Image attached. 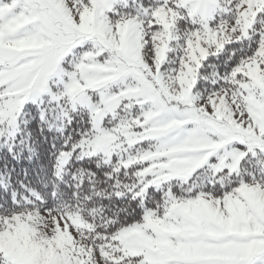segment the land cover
I'll list each match as a JSON object with an SVG mask.
<instances>
[{
	"label": "snow or ice",
	"instance_id": "1",
	"mask_svg": "<svg viewBox=\"0 0 264 264\" xmlns=\"http://www.w3.org/2000/svg\"><path fill=\"white\" fill-rule=\"evenodd\" d=\"M29 103L86 110L127 196L0 203V264H264V0H0V134Z\"/></svg>",
	"mask_w": 264,
	"mask_h": 264
},
{
	"label": "trees",
	"instance_id": "2",
	"mask_svg": "<svg viewBox=\"0 0 264 264\" xmlns=\"http://www.w3.org/2000/svg\"><path fill=\"white\" fill-rule=\"evenodd\" d=\"M37 109L25 105L14 136L0 139V203L42 198L49 208L79 206L95 223H103L119 207L117 201L126 198L128 174L115 171L116 163L75 155L56 173L59 152L87 133L90 117L81 109L71 111L70 118H56L55 109L43 117Z\"/></svg>",
	"mask_w": 264,
	"mask_h": 264
},
{
	"label": "rangeland",
	"instance_id": "3",
	"mask_svg": "<svg viewBox=\"0 0 264 264\" xmlns=\"http://www.w3.org/2000/svg\"><path fill=\"white\" fill-rule=\"evenodd\" d=\"M29 104L38 105L37 103H29ZM45 104L47 105V101H45ZM81 110H84V109H81ZM71 111H73V110H71L70 107H68L67 105H64L63 109L61 107H56L54 112H55L56 118L57 117H60V118L69 117L70 118V112ZM85 112H87V111L85 110ZM88 115L90 117L89 113H88ZM42 116L44 117L43 113H42ZM15 132H16V128H14L11 131H4L2 134H0L1 141L2 140L3 141L4 140L9 141L14 136ZM84 138H85V135L79 137L76 141L70 142V145L67 148L62 149L59 152L58 157H57V161H56V165H55L56 173L59 174L63 171L65 165L68 163V161L71 159V157L73 155H75L77 158L98 157V158L102 159V161L104 163L113 162V163H116V168L118 167L119 156L117 154H113L111 157H105L101 154L88 155L85 153V151L83 149L76 147V145H78ZM62 152L67 154V158L64 159L63 163L61 162V155H60V153H62Z\"/></svg>",
	"mask_w": 264,
	"mask_h": 264
}]
</instances>
